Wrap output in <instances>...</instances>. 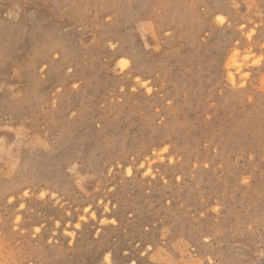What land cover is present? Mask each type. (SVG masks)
<instances>
[{
	"label": "rangeland",
	"instance_id": "obj_1",
	"mask_svg": "<svg viewBox=\"0 0 264 264\" xmlns=\"http://www.w3.org/2000/svg\"><path fill=\"white\" fill-rule=\"evenodd\" d=\"M0 264H264V0H0Z\"/></svg>",
	"mask_w": 264,
	"mask_h": 264
}]
</instances>
